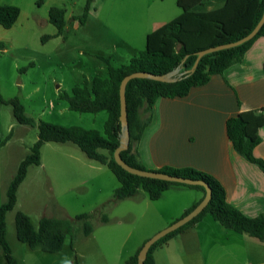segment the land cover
I'll return each mask as SVG.
<instances>
[{"label": "rangeland", "instance_id": "obj_1", "mask_svg": "<svg viewBox=\"0 0 264 264\" xmlns=\"http://www.w3.org/2000/svg\"><path fill=\"white\" fill-rule=\"evenodd\" d=\"M222 1L208 0L200 8L210 9ZM0 2L20 8L12 27L0 25L1 205L20 162L38 139L40 121L104 131L107 111L71 110L63 95L71 94L85 78L106 75L107 64L101 57H109L114 66L128 63L133 54L123 42L125 37L143 50L146 42L139 30L149 24V18L171 19V11L178 7L176 0H93L86 22L76 25L80 22L75 17L83 14L87 0ZM53 7L65 11L66 26L60 34L49 21ZM13 97L21 100L34 125L17 121L12 105L2 102ZM119 185L107 165L90 159L77 144L46 142L41 163L28 167L17 202L6 215L7 239L19 264H127L148 238L168 226L174 208L171 201L179 196L165 194L153 200L141 188L136 196L115 200ZM17 211L29 215L35 226L43 216L69 219L72 233L58 252L31 249L17 237ZM83 213L90 215L93 231L89 235L83 232V220L76 219ZM102 215L107 216L106 222ZM207 216L220 224L211 214ZM175 243L157 247L159 264H197L196 258L210 253L215 258L220 252L215 249L212 254L205 244L202 252L186 251ZM0 264H7L1 247Z\"/></svg>", "mask_w": 264, "mask_h": 264}, {"label": "trees", "instance_id": "obj_2", "mask_svg": "<svg viewBox=\"0 0 264 264\" xmlns=\"http://www.w3.org/2000/svg\"><path fill=\"white\" fill-rule=\"evenodd\" d=\"M93 0H87L85 10L77 16L80 24L86 22L90 5ZM182 13L171 19L146 37V45L128 63L120 66L111 64L109 57H101L107 64V73L85 78L76 85L71 94L65 93L69 108L79 112L97 113L107 111L108 118L104 123V131L86 129L80 126H63L46 121H40L38 139L31 151L20 162L17 172L9 184L6 200L0 205V247L7 264H19L13 255L7 239V212L12 210L17 202V190L24 180L30 165L41 163V147L50 141L73 142L85 154L107 167L120 182L114 191L115 200L136 196L144 189L149 198L157 200L162 193L174 183L155 178L141 177L122 168L115 158L114 151L119 145L121 132L120 122V83L127 75L135 71H147L164 74L180 67L183 75L173 82H162L149 78L131 79L126 86L127 116L129 123V147L121 152V157L129 165L146 169L139 161L136 144L141 139L145 127L151 119V110L159 97L185 96L195 86L209 82L214 74L223 73L231 65L241 62L246 51L250 49L257 37L264 36V24L257 35L240 45L210 52L202 56L194 71L193 67L197 53L200 50L236 41L250 33L261 19L264 12V0H223L221 4L201 9L200 6L208 0H176ZM20 14L16 5L0 2V25L10 28ZM49 21L58 27L62 33L66 26L63 8L53 7ZM49 36H46V38ZM2 102L11 104L17 121L23 124H35L34 119L25 111V106L18 97ZM264 125V113L257 110H243L227 119V135L233 148L248 161L255 163L264 172V159L255 155L254 149L260 143L259 128ZM102 150V151H101ZM157 171L173 175L202 179L209 183L212 196L206 207L188 223L158 239L149 249L145 264H155L154 250L187 227L200 221L206 214H211L223 227L244 233L260 241H264V213L249 217L227 201L224 186L211 174L193 167L175 168L164 166ZM203 190L202 185H187ZM198 204V203H197ZM197 204L188 208L184 215ZM87 213L76 216L83 220V232L89 235L93 226ZM101 220L106 222L107 216ZM17 237L28 244L31 249L46 252H58L72 233L71 220L66 218L43 216L35 226L29 215L17 211L15 215ZM130 256L127 264H138V253Z\"/></svg>", "mask_w": 264, "mask_h": 264}, {"label": "crops", "instance_id": "obj_3", "mask_svg": "<svg viewBox=\"0 0 264 264\" xmlns=\"http://www.w3.org/2000/svg\"><path fill=\"white\" fill-rule=\"evenodd\" d=\"M177 7L171 11V19L182 13ZM171 19L149 18L151 24L139 30V35L146 42L149 32ZM128 38L126 36L123 42L134 56L139 49ZM243 110L264 113V36L255 39L241 62L212 75L206 84L193 87L185 96L159 97L136 144L139 161L150 170L170 166L207 172L224 186L229 203L245 215L256 217L264 213V172L233 148L226 129L227 119ZM259 135L261 141L254 152L264 159V125L259 128ZM165 194L173 198L179 196L171 201L174 208L168 225L205 196L203 190L181 184L171 185L161 197ZM207 215L160 246L170 247V243L176 242L175 245L186 251L202 252L204 244L212 254L215 249L220 250L215 258L211 253L205 258H196L197 264L202 261L206 264H264V241L215 224ZM222 238L225 243L221 242ZM246 249L244 256L242 252ZM153 255L155 264H159L157 248Z\"/></svg>", "mask_w": 264, "mask_h": 264}, {"label": "water", "instance_id": "obj_4", "mask_svg": "<svg viewBox=\"0 0 264 264\" xmlns=\"http://www.w3.org/2000/svg\"><path fill=\"white\" fill-rule=\"evenodd\" d=\"M264 24V12L257 23V25L254 27V29L245 35L244 37L225 44H220L217 46L209 47L203 50H200L197 53V59L193 65V67L189 70L190 72L194 71L197 67L199 60L202 56H204L207 53L214 52L221 49H226L230 47H234L237 45H240L246 41L251 40L254 38L257 33L259 32L260 28ZM183 75L182 72H180V67L175 68L174 70L164 73V74H157L153 72H147V71H135L130 74H127L120 83V122H121V132L119 136V145L114 151V158L116 162L122 166L125 170L128 172L141 176V177H148V178H155L160 179L164 181L174 182V183H182L187 185H202L205 188V196L203 199L187 214L183 215L179 219L175 220L171 224H169L164 229L158 231L155 233L152 237L148 238L143 246L141 247L139 253H138V264H145V260L147 258L148 251L150 247L161 237L165 236L166 234L170 233L171 231L176 230L177 228L181 227L182 225L188 223L190 220H192L194 217H196L203 209L206 207L208 202L211 199L212 196V190L205 180L202 179H195L191 177H184L180 175H173L166 172H161L157 170H150V169H140L133 167L129 165L127 162L123 160L121 157V152L123 150H126L129 147L130 142V133H129V123H128V116H127V102H126V86L128 82L131 79L134 78H149L157 81L162 82H173L178 80Z\"/></svg>", "mask_w": 264, "mask_h": 264}]
</instances>
